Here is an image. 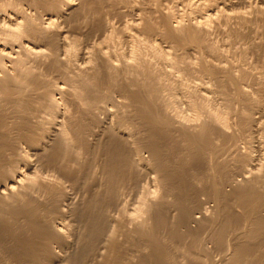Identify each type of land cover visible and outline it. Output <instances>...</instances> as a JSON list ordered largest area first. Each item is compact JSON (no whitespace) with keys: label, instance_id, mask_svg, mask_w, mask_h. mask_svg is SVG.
Segmentation results:
<instances>
[{"label":"bare ground","instance_id":"bare-ground-1","mask_svg":"<svg viewBox=\"0 0 264 264\" xmlns=\"http://www.w3.org/2000/svg\"><path fill=\"white\" fill-rule=\"evenodd\" d=\"M100 1L0 0V251L17 264H181L177 252L187 264H264V0H170L173 10L157 24L154 10L147 20L134 11L140 34L170 43L152 45V54L197 81L187 105L194 124L169 117L161 73L138 58L145 49L117 65L113 54L79 48L61 29L91 18L106 36ZM226 39L235 57L229 69L216 62L224 53L216 42ZM179 49L201 65L205 53L216 55L198 76L194 62L171 57ZM90 56L96 65L69 74L68 64L84 67ZM35 60L41 71L29 66ZM7 66L17 74L3 77ZM53 72L69 83L51 86ZM114 90L126 112L100 121L99 103ZM203 195L214 214L195 215ZM231 199L244 213L226 206L220 220ZM137 204L147 212L139 221ZM211 240L224 253L219 262L206 247Z\"/></svg>","mask_w":264,"mask_h":264},{"label":"rangeland","instance_id":"rangeland-1","mask_svg":"<svg viewBox=\"0 0 264 264\" xmlns=\"http://www.w3.org/2000/svg\"><path fill=\"white\" fill-rule=\"evenodd\" d=\"M24 7H26V3H22ZM95 5H98L99 8V13L102 17V19L111 24V28L107 32L106 36H99L93 31V20L86 19V18H75L74 21H67L66 23H60L61 29L65 32H67L70 35V40L72 42H75L79 48H86L88 47L89 51H93L95 53H98L100 50L103 52L106 51L109 54L114 55V59L116 60L117 65H123L124 63H131L134 62L136 59V56L134 55V50L140 49L145 51L143 52L142 55L138 56L139 59H144L147 61H150L154 64V69L158 72L161 73L162 77V82L166 86V98L169 100L170 108L168 111V114L170 115L169 117L174 118V121H177L179 119H183L184 121L187 122V124H194L196 121L194 120L195 114L194 112L188 110V97L191 94L195 95V91L198 90L199 86L197 85V81H192V78H188L184 76L182 73L178 72L177 68L174 66H169V64L162 63L161 57H156L152 54V48L151 46H156L160 49H167L168 47L166 46L167 44H170L169 42L166 41L165 37L161 35H154V36H145L140 34L142 26H134L131 23L134 20L133 13L134 11L138 9H143L144 14L143 17L145 20L148 19L149 11L150 9L155 11V15L153 16V22L157 24V21L160 19L158 17H164L168 14V12H171L173 10V4L172 1L170 0H102L99 3H94ZM27 8V7H26ZM47 16H43V20ZM151 17V16H150ZM164 19V18H163ZM142 21V20H141ZM144 21V20H143ZM145 22V21H144ZM161 23H159V26ZM73 26L75 27L73 29ZM162 32L164 30V27L161 26ZM140 30V31H139ZM135 32L138 33L137 37H131L129 32ZM166 41V42H165ZM226 40H220V43H217V46L220 47V49L224 52L223 56H221L222 62L216 61L218 64L221 65V67H226V69H229L231 65L234 64L235 62V57L232 53L233 49L230 46V43L224 42ZM182 47V46H181ZM183 48V47H182ZM178 49V48H177ZM180 51L176 52L175 55L171 57H182L185 56L188 61H192L193 66L190 65L191 68L195 67V75H203V73L200 72V70H205V67L210 66L211 61L213 60V55L216 54H207L206 55V62L201 65L200 63L195 61V58L193 55L187 54L184 49H179ZM170 52H174L173 49L170 50ZM250 59L253 60L255 56L253 55L252 51H250ZM189 57V58H188ZM68 63V59H66ZM81 60L80 62H82ZM8 61H6L7 63ZM81 67L79 63L77 62H72L71 64H68V68L70 73L72 75H77L79 73H85V69L89 71V66H94L96 65L97 62V57L94 56V58L88 57L85 59ZM29 66H34L35 71H41L43 69V65L41 62L35 60L33 61L32 64ZM9 69L7 72H3V77L8 75H16L18 70H15V67L12 66H7ZM7 73V74H6ZM2 78V77H1ZM49 79H52L51 86L53 83L59 82V83H67V76L64 74H61L59 72L57 73H52L49 74L48 76ZM120 79H124V75L121 74ZM69 83V82H68ZM232 88V94L234 96V104L235 105H240L241 106V96L237 92V87ZM60 96L59 94H56V97ZM123 95L118 91L114 90L111 93L110 100H107L105 102L99 103L100 109L98 110V118L100 121H105L107 118L111 117L113 119L119 120V117H121L126 111H124L126 108L124 107L123 103H128V101L122 97ZM58 102L61 103H66L62 102L60 99ZM171 102H173V106H171ZM175 106L179 108V110H182L183 113L181 117L179 118L177 116V111L175 110ZM61 107H65V105H61ZM73 108V107H71ZM128 114H131V112H128ZM187 118V119H185ZM238 117L236 115L233 116V123L237 122ZM102 123V122H101ZM100 123V124H101ZM225 150H222L219 154L214 156V160L219 159L223 154ZM221 154V155H220ZM219 155V156H218ZM225 156V155H224ZM34 156L32 157L31 163L34 164V166L38 165L39 170L41 171V167L44 164H40L39 162H36L33 160ZM223 159V157H222ZM257 162L259 163V159L261 157L257 156ZM49 174H52L54 176H57L56 173L50 169L48 172ZM95 184V183H94ZM94 186V185H93ZM95 187V186H94ZM148 190L152 189L156 191V193L153 194L152 197H155V200L159 199V197H163L162 195L163 190L160 189H155L153 187H147ZM161 191V192H160ZM77 192L79 194H82L83 191H80L77 189ZM159 193V194H158ZM201 200L200 202L196 203V212L195 215H201L200 212H204L206 214H214L215 213V206L212 198H208L206 196H200ZM171 200V197H169ZM138 205V204H137ZM139 209L136 211H131L132 217L137 219V221L142 220L147 216L146 208L145 205H138ZM214 206V207H213ZM223 206V215H220V220L224 219V207L228 206L230 213H238V214H243L244 209L238 206L234 200H230L227 203L222 202ZM140 207H142L140 209ZM208 209H205V208ZM227 207V208H228ZM264 207V206H263ZM3 207L0 205V211L2 210ZM208 210V211H207ZM264 213V211H263ZM196 224V223H194ZM206 247L208 250L211 252L212 258H214L215 261L219 262L222 258V255L224 253L218 251L216 249L215 243L211 240L206 242ZM184 250H186L184 248ZM6 255L7 258H2L5 260L4 264H17L16 261L11 260L8 255L0 251V255ZM177 259L181 264H187L188 260L185 256L184 252H177Z\"/></svg>","mask_w":264,"mask_h":264}]
</instances>
